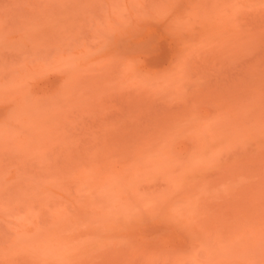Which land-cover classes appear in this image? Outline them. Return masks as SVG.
Masks as SVG:
<instances>
[{"label": "rangeland", "instance_id": "1", "mask_svg": "<svg viewBox=\"0 0 264 264\" xmlns=\"http://www.w3.org/2000/svg\"><path fill=\"white\" fill-rule=\"evenodd\" d=\"M0 264H264V0H0Z\"/></svg>", "mask_w": 264, "mask_h": 264}]
</instances>
